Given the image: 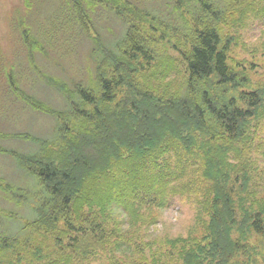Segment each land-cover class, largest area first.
<instances>
[{
    "label": "trees",
    "instance_id": "obj_1",
    "mask_svg": "<svg viewBox=\"0 0 264 264\" xmlns=\"http://www.w3.org/2000/svg\"><path fill=\"white\" fill-rule=\"evenodd\" d=\"M120 1L109 4L134 19L115 50L76 1L81 30L95 34L96 82L53 81L67 111L33 103L60 120L58 137L38 154H16L42 194L25 224L29 238L0 233V264H255L251 241L264 238L253 159L264 85L231 66L225 25L264 0H171L181 21L170 25ZM169 46L184 65L176 86V60L163 56ZM176 196L199 198L201 237L170 240L163 255L150 245L149 254L134 250Z\"/></svg>",
    "mask_w": 264,
    "mask_h": 264
},
{
    "label": "rangeland",
    "instance_id": "obj_2",
    "mask_svg": "<svg viewBox=\"0 0 264 264\" xmlns=\"http://www.w3.org/2000/svg\"><path fill=\"white\" fill-rule=\"evenodd\" d=\"M76 1L0 0V149L5 151H0V233L10 237H30L25 224L36 217L33 197L42 194L39 182L21 167L16 154H38L43 143H51L49 147H52L58 137L60 120L33 108V103L67 111V98L53 81L69 85L81 80L87 84L96 82V61L100 55H97V45L91 38L95 34L92 30L87 36L81 30ZM83 1L78 0L87 7L102 43L115 50L126 36L129 21L134 18L126 8L118 10L109 4L110 0ZM129 1L141 11L150 12L157 18L162 16L161 20L168 25L176 24L174 17L181 21L178 14L173 16L175 2L171 0ZM263 7L264 1L258 2L253 7L254 13L236 15L225 25V38L232 39L230 64L239 71L246 67L254 88L264 85ZM25 30L30 32L29 45H35L31 47L33 53H29V45L25 43ZM163 56L176 60V75L173 76L176 86L180 82V70L184 69L181 57L171 46ZM255 143L259 148L254 153V166L259 170L253 175L261 197H264V122ZM12 152L16 153L12 155ZM9 187L14 191L21 190L30 196L29 200L13 199L7 190ZM198 202L197 196L173 197L169 207L158 212V223L146 229L145 235L132 244L137 245L134 250L138 248L149 254L151 248L145 245H150L163 255L170 240L201 237L200 218L204 215ZM251 244L255 264H264V238L254 237ZM96 264L112 263L104 257Z\"/></svg>",
    "mask_w": 264,
    "mask_h": 264
}]
</instances>
